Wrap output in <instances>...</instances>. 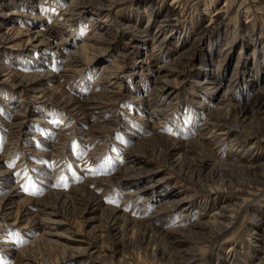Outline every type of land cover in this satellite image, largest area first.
I'll return each instance as SVG.
<instances>
[{
	"label": "rangeland",
	"instance_id": "374dc122",
	"mask_svg": "<svg viewBox=\"0 0 264 264\" xmlns=\"http://www.w3.org/2000/svg\"><path fill=\"white\" fill-rule=\"evenodd\" d=\"M99 1L0 0V264H259L264 111L232 107L260 96L264 0ZM22 198L62 228L7 225Z\"/></svg>",
	"mask_w": 264,
	"mask_h": 264
},
{
	"label": "bare ground",
	"instance_id": "6f19581e",
	"mask_svg": "<svg viewBox=\"0 0 264 264\" xmlns=\"http://www.w3.org/2000/svg\"><path fill=\"white\" fill-rule=\"evenodd\" d=\"M99 1V0H98ZM100 2V1H99ZM98 3V2H97ZM73 6V5H72ZM77 6V5H76ZM73 8V7H72ZM47 17V16H46ZM217 17H218V15H217ZM49 18V17H48ZM215 24V23H214ZM161 26V25H160ZM20 32V31H19ZM37 32L38 31H34L33 32V37H32V39L33 40H35V41H38V39H40L41 37H43L45 34H43L42 33V36H40V35H37ZM40 37V38H39ZM44 39V38H43ZM48 40V39H47ZM39 42V41H38ZM47 42V44H44L42 41H41V39H40V42H39V44L38 45H40L41 47L42 46H53V45H51L50 44V42L48 43V41H46ZM72 44V43H71ZM69 46H70V43L68 42V41H64L63 39L62 40H59L58 39V41H57V44L55 45V49L56 50H59L60 52L61 51H63L65 48H69ZM70 56H73V52L71 51V54H70ZM73 60H74V58L73 57H71ZM71 61V60H70ZM256 63V62H255ZM260 63V62H259ZM255 65V64H254ZM263 67H264V65H261L260 67H259V69H263ZM258 70V69H257ZM264 70V69H263ZM70 71V70H69ZM256 78V77H255ZM213 80V79H212ZM210 81V80H209ZM206 82V81H205ZM212 83V82H211ZM253 83H254V80H253ZM213 84V83H212ZM202 85V84H201ZM168 86V83H166V84H164V85H162V86H160V88L161 89H165L166 87ZM211 86V85H210ZM159 88V87H158ZM160 91V90H159ZM257 91H258V93L260 94V96L259 95H256V94H254V96H252V97H250V98H248V99H242L241 100V102H242V104H240V105H236L235 107H232V109H233V111H238L239 113H242V115L244 114V113H251V114H255V113H258V110H263L264 111V77L262 76V75H260V80H259V85H258V88H257ZM257 93V94H258ZM148 100V99H147ZM230 107V108H231ZM231 110V109H230ZM228 111V110H227ZM48 112V111H47ZM222 112V111H221ZM224 112V111H223ZM232 112V111H231ZM51 113V112H50ZM46 114V113H45ZM48 114V113H47ZM259 114V113H258ZM51 115V114H50ZM17 117L15 118V119H20L21 118V115H16ZM48 116V115H47ZM22 120V119H21ZM211 120V119H210ZM212 121V120H211ZM214 123V122H213ZM215 124V123H214ZM227 124V123H226ZM17 124H12V127H9L11 130L10 131H12V133L13 134H16L17 136H19V135H21V132H20V130H16L17 129V127L19 126H16ZM207 126H206V128L208 129V127H211V126H213V128L215 129V125H213V124H206ZM221 125V124H220ZM224 125V124H223ZM205 126V125H204ZM20 127V126H19ZM229 127V126H228ZM220 129V128H219ZM229 129V128H228ZM208 131V130H207ZM214 133L216 132L215 130L213 131ZM11 133V134H12ZM257 133V132H256ZM255 133V134H256ZM218 134V133H217ZM250 135H252L251 133H250ZM212 136V135H211ZM223 136V135H222ZM248 136V135H247ZM29 137V136H28ZM215 137V136H214ZM254 137V136H253ZM16 138V137H15ZM210 138V137H209ZM208 138V139H209ZM250 138H252V137H250ZM28 139V138H27ZM212 141V140H211ZM15 144V143H14ZM176 147V146H175ZM14 148V147H13ZM22 148V147H21ZM253 148V147H252ZM252 148H250V149H252ZM174 149V148H173ZM140 161H138L137 159H134V160H129V163H139ZM199 162V161H198ZM230 165V164H229ZM237 167L236 168H234L232 171L233 172H236V175L237 174H239V173H241V171L243 172H245L246 171V176H247V174H249V176L251 177V179H258V177H259V175H258V173L257 172H255L254 171V168L255 167H252V165H251V160L250 159H247V161L246 162H243V161H239L238 163H236L235 164ZM202 167V166H201ZM232 167V166H231ZM245 169V170H244ZM241 174H243V173H241ZM135 176V177H134ZM134 176H132V177H134V178H130V177H127L126 179H137L138 177H139V173H135L134 174ZM243 176V175H242ZM247 178H249L248 176H247ZM130 180V181H131ZM250 181V180H249ZM256 183V182H255ZM60 194V193H59ZM78 194H80V193H78ZM131 195V194H130ZM5 197L7 198H13V197H20V195H18V194H16L15 193V190H13L11 193H9V194H6L5 195ZM6 200V199H5ZM51 201V200H50ZM75 202H77L76 204H77V206H81V207H83L82 208V210L83 211H88V212H90L91 211V209H92V207H91V205H92V203H91V205L89 204V203H87V202H85L81 197L80 198H78L77 199V201H75ZM85 202V204H83L82 205V203H84ZM53 205H54V203H53V201L51 202ZM51 203H43V204H41V203H39V206L40 207H42V209L41 210H39L40 212H41V214L44 216V218L43 219H38L37 217H35V214L34 213H30L31 212V210H30V212L28 211L27 212V210H29V207H32L33 205L31 204V201H29V200H26L25 198H22V199H20V200H18V201H16L15 202V205H16V207H15V212L13 213V214H11V213H9V211H6V208H5V206L7 205L6 203H5V205H4V208H2V210H1V214L5 217L4 219L6 220V221H8V220H12V223L11 224H8V223H6L7 225H11V226H15L17 223L19 224L20 223V219H23V224H21V226H20V228L19 229H22V230H26V229H29V230H31V227L32 226H37V227H39V228H41L44 224H50L51 223V225H54V227H55V229H58V228H62V225H64L62 222H60V221H56V220H52L51 218L52 217H60V214H58V212L56 211V210H54V207H53V205L51 204ZM70 204V203H69ZM93 204H97L98 205V203H96V201H94L93 202ZM55 206V205H54ZM81 207H80V209H81ZM20 208H22V210L20 209ZM48 209H52V212H55V213H52V212H49V213H46V211L45 210H48ZM21 210V211H20ZM95 211V210H94ZM225 212L226 211H228L227 209H225L224 210ZM24 212H26L25 214H24ZM84 213V212H83ZM112 213H113V211H112ZM29 214H31V216H34L36 219H34L33 218V220L34 221H32V220H30V217L31 216H28ZM217 214V213H216ZM221 214V213H220ZM13 215V216H12ZM11 216V217H10ZM119 216V215H118ZM117 216V217H118ZM218 216V215H217ZM228 216V215H227ZM117 217H116V219H117ZM214 217V216H213ZM220 218H224V217H226V216H224V214L222 215V216H219ZM216 218V217H215ZM227 218V217H226ZM3 219V220H4ZM114 219V218H113ZM46 220L48 221V223L46 222ZM51 220V221H50ZM95 222L96 221V218L94 217V218H89V222ZM117 221V220H116ZM215 221H217L216 219H215ZM22 223V222H21ZM5 224V225H6ZM117 224V223H116ZM112 225H113V223H112ZM111 225V226H112ZM222 225V224H221ZM109 227V229L110 230H116V229H114V227ZM145 226V225H144ZM223 226V225H222ZM228 226L229 225H227V226H225L224 227V229L226 228H228ZM221 227V226H220ZM49 229H51L52 230V228H49ZM222 229V228H221ZM70 234H71V237H73V236H76V235H78V230H75L74 232H69ZM43 235H45V236H54V237H57L58 239H65V241L67 240V241H69L70 240V238H67V237H64L62 234H58V233H55V234H51V233H44ZM193 236V235H192ZM1 240V239H0ZM47 240V239H46ZM256 240H257V242H259V243H261V245H262V250H264V229H261L260 231H259V233H258V235H257V237H256ZM49 241V240H48ZM73 241V240H72ZM186 242V239H181V240H178L176 243H185ZM51 243H52V241H51ZM50 243V244H51ZM54 243V242H53ZM69 243V242H68ZM77 243V242H76ZM58 244V243H57ZM59 245V244H58ZM91 246V245H90ZM61 247H65V246H63V245H61ZM63 250V254L61 255V257H55V259H53L54 260V262L55 263H57V262H66V261H69V260H71V259H73L74 257H79V256H82V255H84L87 251H85L84 253H82V252H79L77 249H74V248H62ZM87 249V248H86ZM85 250V249H84ZM8 251V250H7ZM22 253V252H21ZM24 253V252H23ZM73 253H75V254H73ZM88 254H89V251L87 252ZM92 253V252H91ZM90 253V254H91ZM264 253V252H263ZM14 256V255H13ZM17 256V255H16ZM15 256V257H16ZM26 255H23V254H21L19 257H17L18 258V260H19V262H25V261H30V263L29 264H48L47 263V261H43V262H35V261H33V260H30V259H28V258H26L25 257ZM30 256V255H29ZM92 256V255H91ZM263 257H262V259H260L261 261L259 262V264H264V255H262ZM15 261V260H14Z\"/></svg>",
	"mask_w": 264,
	"mask_h": 264
}]
</instances>
